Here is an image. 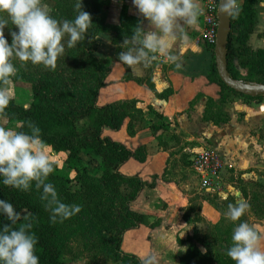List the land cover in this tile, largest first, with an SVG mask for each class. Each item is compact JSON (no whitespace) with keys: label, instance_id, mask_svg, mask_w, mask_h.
Segmentation results:
<instances>
[{"label":"trees","instance_id":"1","mask_svg":"<svg viewBox=\"0 0 264 264\" xmlns=\"http://www.w3.org/2000/svg\"><path fill=\"white\" fill-rule=\"evenodd\" d=\"M52 2L50 14L58 19L73 20L78 14L75 5L78 0H43ZM111 0H81L84 11L90 13L92 26L85 38L73 48L67 47L65 37V53L57 61L55 71L45 69L43 65L27 63L21 68L18 60L13 63L19 68L13 82L30 83L31 99L23 105L12 95L6 114L0 120L17 121V131H28L26 123L31 121L41 129L42 139L54 153L65 154V165L73 171L70 175L61 170V165L54 163V172L50 174L51 182L58 193V198L65 204H77L81 211L70 219L57 222L50 221V212L45 209V202L40 199L41 190H36L33 183L31 190L25 192L5 186L0 177V199L11 203L20 213L21 221L25 216L33 223V231L38 238L35 254L39 264H65L63 247L70 234L69 229L80 231L83 237L94 239L96 248L107 257L119 261V264H141V258L121 249L123 232L144 221V214L130 208L141 189L148 185L154 186L155 176L150 182L139 175H126L119 170L120 165L133 157L143 161L147 156L145 145L135 149L128 148L120 141L103 134V127L117 130L123 120L129 117L128 133L135 132L132 120L143 119L144 113L137 107L134 99H121L105 104H97V94L105 84V77L110 69L105 58L95 55L97 35L100 31H113V42L120 44L124 35H132L133 28L139 20L127 13L122 6L120 24L111 25L106 22L104 8ZM255 0H241L240 14L231 17V28L227 43V67L233 77L264 82V47H252L248 38L253 31V18L256 14L253 3ZM0 18L8 19L6 13ZM9 31H17L11 21ZM212 61L207 76L221 87L220 102L226 100L228 92L247 99L261 100L264 95L249 96L236 92L226 86L218 76L214 61V44H209ZM117 56L119 47L116 50ZM237 59V64L235 62ZM246 68L242 75L240 68ZM148 126L159 144L165 145L167 121L160 115L148 116ZM190 210L186 207L183 219L189 225ZM9 223L0 215V226ZM261 234V230L256 227ZM177 242L175 254L179 264H235L226 252L219 247L206 245L204 251L198 245L197 233L188 229L183 235L180 230L175 235ZM228 250L231 243L223 239ZM3 264V262H0Z\"/></svg>","mask_w":264,"mask_h":264},{"label":"crops","instance_id":"2","mask_svg":"<svg viewBox=\"0 0 264 264\" xmlns=\"http://www.w3.org/2000/svg\"><path fill=\"white\" fill-rule=\"evenodd\" d=\"M200 4L203 8L204 0H200ZM123 5L129 15L147 26L148 21L139 15L132 0H111L104 8L108 24H120ZM202 29V16L194 28L187 27V45L175 50L183 65L181 69L160 57L155 62L159 68L154 64L132 71L119 61L116 53L117 47L119 52L127 50L121 45L123 41L114 43V33L110 30L100 31L97 35L95 55L107 59L110 66L105 84L98 91L97 104L134 99L145 114L143 119L132 120L133 134L127 129L129 117L117 130L103 127V134L132 150L145 145V160L127 159L119 167L122 173L139 175L148 182L155 176L154 186H144L129 204L145 218L139 225L123 232L121 249L141 259L154 254L159 264H179L175 235L180 230L183 233L191 229L183 219V211L188 204L189 190L197 184L190 162L197 151L209 148L220 155L224 164V184L220 190L211 193L224 192L222 189L227 184L233 203L240 201L242 191L233 181L237 174L241 178L264 177V99L252 100L228 92L226 100L220 102L221 87L207 76L212 55L202 39ZM129 36L124 35L122 40ZM160 114L169 121L165 145L159 144L148 126V116H155L154 120H157ZM199 211L212 222L219 215L206 201ZM254 226L264 235V223L259 221Z\"/></svg>","mask_w":264,"mask_h":264},{"label":"clouds","instance_id":"3","mask_svg":"<svg viewBox=\"0 0 264 264\" xmlns=\"http://www.w3.org/2000/svg\"><path fill=\"white\" fill-rule=\"evenodd\" d=\"M139 15L148 21L144 26L140 21L125 37L122 46L126 51L118 53L119 61L132 71L153 67L158 58L163 57L176 69L182 68L176 49L187 45V27H195L204 9L200 0H132ZM221 12L228 17L240 14L237 0H221ZM78 14L73 20L54 18L43 0H0V13L8 19L0 18V115L6 114L12 100L11 85L20 67L43 65L55 71L58 59L67 47L73 48L85 38L92 26L90 13L82 8L81 0L75 5ZM9 20L17 31H10L11 43L5 37L4 29ZM159 68V64H155ZM28 131H16L0 126V177L3 184L20 191H29L35 185L41 190L40 199L50 212V221L57 222L72 218L82 209L77 204H65L58 198L55 186L48 182L54 172V163L48 152V145L42 139L41 129L31 121L26 123ZM244 201L229 204L224 216L238 222L249 210ZM0 215L9 223L0 226V262L3 264H39L35 254L38 238L33 223L27 216L21 221L20 213L6 200L0 199ZM232 244L226 255L235 264H264V235L247 222H239L233 229ZM141 264H159L158 257L148 254Z\"/></svg>","mask_w":264,"mask_h":264},{"label":"rangeland","instance_id":"4","mask_svg":"<svg viewBox=\"0 0 264 264\" xmlns=\"http://www.w3.org/2000/svg\"><path fill=\"white\" fill-rule=\"evenodd\" d=\"M43 2L51 10L52 2ZM237 2L239 4L241 0H237ZM253 7L256 14L253 18L254 28L249 35L248 44L254 48L264 47V0H255ZM4 33L9 43H11L10 31L5 28ZM236 60L235 62L237 64ZM240 71L242 75H246L247 73L246 68L241 67ZM11 94L18 99V101L16 100L17 102L20 101V104H27L31 99L30 83L25 81L13 82L11 85ZM0 126L12 128L17 131L18 122L2 119L0 120ZM48 152L51 160H56L61 165L62 171L73 175V171L65 165V154L63 152L53 154L49 147ZM233 179L235 181L234 184L240 187V189L242 188L240 192L242 200L250 205L249 210L238 222H232L224 216L228 205L236 203H233V196L230 195L231 189L228 190L229 187H227V184L222 189L224 192H220L218 195H213L211 193L213 191L200 188L197 184L194 185L193 189L189 190V200L186 207L190 210L189 217L191 222L188 227L197 233L198 245L202 251L205 250V245H212L214 248L219 247L221 252H227L223 239L226 238L232 244L231 236L237 223L247 222L250 226H254V223L259 221L264 223V177H261V175L254 177L253 175L247 178H241L237 174ZM241 198H239L240 201ZM205 201L211 204L219 213L217 220L214 222L207 220L199 211ZM69 231L70 234L63 247L62 255L65 264H119V261L113 260L111 257H107L101 253L94 245V239L83 237L80 231L72 232L71 229ZM186 231L183 232V235L186 234Z\"/></svg>","mask_w":264,"mask_h":264},{"label":"built area","instance_id":"5","mask_svg":"<svg viewBox=\"0 0 264 264\" xmlns=\"http://www.w3.org/2000/svg\"><path fill=\"white\" fill-rule=\"evenodd\" d=\"M219 0H204V13L202 15L203 29L202 39L209 45L214 44L218 26ZM51 153L55 154L53 151ZM191 169L200 188L218 191L224 184L223 160L220 155L212 149L204 148L197 151L190 159Z\"/></svg>","mask_w":264,"mask_h":264},{"label":"water","instance_id":"6","mask_svg":"<svg viewBox=\"0 0 264 264\" xmlns=\"http://www.w3.org/2000/svg\"><path fill=\"white\" fill-rule=\"evenodd\" d=\"M220 4L221 0H219L218 5V26L213 47L214 61L218 76L226 86L232 88L236 92L249 96L264 95V82L233 77L228 70L227 43L231 28V17L221 12Z\"/></svg>","mask_w":264,"mask_h":264}]
</instances>
